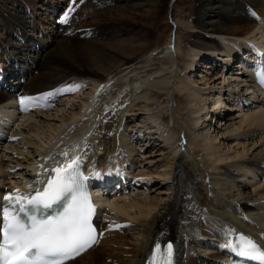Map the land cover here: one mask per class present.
<instances>
[{
    "label": "bare ground",
    "instance_id": "6f19581e",
    "mask_svg": "<svg viewBox=\"0 0 264 264\" xmlns=\"http://www.w3.org/2000/svg\"><path fill=\"white\" fill-rule=\"evenodd\" d=\"M48 1L55 7L49 9L43 0H0L2 31L21 38L14 41L29 51L10 50L11 56L9 49L8 55L3 54L5 49L0 51V104L11 97L5 80L10 83L14 79L12 87L24 94L50 91L55 97L50 109L21 115L14 127L16 140L0 142V194L13 189L34 191L46 165L64 161L59 153L68 151L71 157L84 149L87 163L93 160L101 164L111 159L118 165L127 163L126 169L140 185L159 183V188H167L144 197L136 193L109 198L94 191L97 202L111 210H102L104 221L98 223V243L68 264H145L157 242L175 244L177 264H191L195 258L199 259L195 264H208L210 256L217 264H228L231 252L220 245L227 242L223 234L229 231L231 236L243 231L264 245V96H257V90L250 87L242 67L255 59L254 51L264 50V0H200L202 6L195 10L197 17L192 25L180 20L182 15L174 13V4L167 5L188 37L185 42L191 54L183 67L178 62L183 52L179 35L169 36L164 46L154 36L163 0L157 4L147 0L144 6L150 9L142 22H130L124 13L136 15L135 8L142 5L107 9L104 18L116 25L105 26V19L96 28L60 34L59 42H55V33V41L48 39L60 18L59 22L52 16L43 18L40 10L47 13L57 8L60 17L75 3L83 15L97 0ZM209 12L215 19L205 17ZM22 13L27 15L28 25ZM79 17L76 11L71 22L76 23ZM10 44L15 46L12 41ZM200 62L211 69L207 73L216 71L213 69H218L221 62L224 69L198 80L192 73ZM23 71L32 74L26 84H21L17 76ZM77 77L86 79L72 85H79L78 89L66 90ZM212 98L213 109L208 106ZM224 99L236 106H226ZM224 106L232 108L233 113L224 116L221 124L228 125V138L234 136V144L242 149L227 157L214 156L213 139L208 138L204 145L199 142L196 130L204 128L210 114L190 116L195 127L187 131L186 147L177 117L205 109L223 115ZM166 118L179 129V137L170 144L171 151L156 142L157 135L164 134ZM142 143H149L145 152ZM155 146L153 153L148 151ZM74 147L78 151L72 153ZM188 147L192 153L185 158L180 152ZM197 150L208 156L198 159ZM140 153L144 160L137 158ZM153 154H158L156 160L149 161L153 164L146 162ZM117 224L121 227H115ZM102 246L103 251H97Z\"/></svg>",
    "mask_w": 264,
    "mask_h": 264
},
{
    "label": "snow or ice",
    "instance_id": "6c2138e0",
    "mask_svg": "<svg viewBox=\"0 0 264 264\" xmlns=\"http://www.w3.org/2000/svg\"><path fill=\"white\" fill-rule=\"evenodd\" d=\"M71 10L60 17L61 23L68 22ZM259 82L264 84V72L259 73ZM79 87L68 86L66 90L73 91ZM52 94L22 96L19 98L20 108L28 110L38 106L42 99ZM59 155L65 158L64 161L57 162L51 169H44L47 176L38 181L42 187L30 193L13 189L0 194V264H65L97 242L93 217L98 210L88 181L103 180L105 175L110 177L113 172L109 170L102 174L93 170L86 175L81 170L82 156L70 157L68 151ZM116 174H119V169H116ZM223 235L227 242L220 247L250 264H264V245L243 234L234 239L230 231ZM173 258V244L167 242L162 247L157 242L151 249L147 264H173Z\"/></svg>",
    "mask_w": 264,
    "mask_h": 264
},
{
    "label": "rangeland",
    "instance_id": "374dc122",
    "mask_svg": "<svg viewBox=\"0 0 264 264\" xmlns=\"http://www.w3.org/2000/svg\"><path fill=\"white\" fill-rule=\"evenodd\" d=\"M37 2H39V0H36ZM44 1V4H45V6L46 7H48L49 9L52 7L53 8V6H54V4L52 5L51 3H49V1L48 0H43ZM68 2H70L71 0H67ZM149 2L151 1V2H155L156 4L159 2V0L157 1V0H148ZM202 1V0H201ZM77 3V2H76ZM98 3H99V5H98ZM107 3V4H106ZM109 3V4H108ZM145 3H147V0H118V1H115V0H110V2L108 1V2H106V1H95V2H93V5L94 6H92V5H90L89 4V6H88V8L86 9V11H84L85 13L83 14V15H81V18H82V22L80 23V29H90V28H96V27H98V25L100 24V23H104L105 22V19H107V18H104V12L105 11H108L110 8H116L117 6H123V5H134V6H138V5H142V6H138V7H136L135 8V13H136V15H130V14H128L127 13V11H125L124 13H125V16H127V17H129V19H130V22L131 21H137V20H139L140 22H142V21H144V20H142L143 19V17L145 16V13H147L146 11H147V9H150V6L148 5V6H144V4ZM154 3V4H155ZM32 4V3H31ZM41 4H43V2H41ZM73 4H75V3H73ZM106 4V5H105ZM172 5V4H174V8H175V11H174V13L176 12L178 15L181 13V15H182V17H181V21H183L184 22V24H186V25H192V24H194V21H195V17H197L196 15H197V13H196V9L198 8H200L202 5H201V3H200V0H163V2H162V6L159 8L158 7V9L160 10V11H162V12H160L159 11V19H158V24H157V29H156V31L154 32V36L156 37V38H159V44L161 45V46H164L165 44H166V42H167V39L169 38V36H171V35H173V34H178L179 35V39L181 40V47H182V53H181V55L179 54V56H181V57H179L178 56V62L180 63V66L181 67H183L182 65H184L186 62H187V60L189 59V56H190V54H191V51H190V48H189V46H188V44L185 42L186 41V39H188V37L186 38L185 37V35H186V30H182L183 29V27H181V26H179L180 24L179 23H177V21H175L176 20V17L175 16H173L172 14H171V11L169 12V10L167 9V5ZM62 5H65V3L63 4L62 2H60V6H62ZM159 5H161V3L159 4ZM210 5H212V6H214L215 4L214 3H211ZM210 5H206V6H210ZM243 5V4H242ZM74 6V5H73ZM244 6H245V3H244ZM28 7H30L31 9H33L34 8V5H30V6H28ZM28 7H25L24 8V10H25V12H27V10H28ZM76 7V6H75ZM74 7V8H75ZM85 7H87V6H85ZM124 7V6H123ZM162 7H164L165 9L163 10V8ZM29 8V9H30ZM73 8V9H74ZM154 8V7H153ZM95 9H96V11H95ZM108 9V10H107ZM117 9H119L120 10V8H117ZM247 9V8H246ZM55 11V10H54ZM33 12V10L31 11V12H29V13H32ZM40 12H43L44 14H43V18L45 17V15L46 16H48V18H50L52 15H53V12L50 10V12H47V13H45V11H41L40 10ZM28 13V12H27ZM185 14V15H184ZM255 14V13H254ZM30 15V14H29ZM184 15V16H183ZM186 15H189L188 17H186ZM191 15V16H190ZM209 15H214L212 12H209V13H207V15L205 16L206 18H208V20L209 19H215V18H213L212 16H209ZM1 16V15H0ZM22 16L24 17V23L26 24V25H28L27 23L28 22H26V16H25V14L24 13H22ZM107 16H109V13H107ZM3 17V16H2ZM6 17V16H5ZM4 17V18H5ZM53 17V16H52ZM118 17H120V16H118ZM205 17L203 16V18L205 19ZM42 18V19H43ZM5 19H8L7 17L5 18ZM47 20V18H45V19H43V21H45V22H47L46 21ZM86 20V21H85ZM178 20V19H177ZM85 21V22H84ZM108 23H107V25H105V26H114V25H116V24H114V23H112L111 21H110V19H107L106 20ZM87 22H88V25H87ZM52 22L50 21L48 24H51ZM124 23V22H123ZM125 24V23H124ZM186 25H184L185 26V28L187 29V26ZM183 26V25H182ZM179 27V28H178ZM80 29H78V30H80ZM3 29L0 27V44L2 45L1 47H0V51L2 50V51H4V49L6 50V52H4L3 54H7L8 52H9V56H11L12 55V53H10V50H19L20 52L21 51H23V52H25V53H29V51L26 49V47L24 46V48H22L21 46H19L20 44L18 43V42H16V41H14V39L15 40H19L20 41V39L21 38H17V37H11L10 36V34L8 33H4L3 31H2ZM51 33H52V38H49L48 39V41L49 42H53V41H55V39H54V29H53V26H52V30H51ZM50 33V34H51ZM72 33H74V32H72ZM5 36V39L3 40V38H2V36ZM184 35V36H183ZM41 36V35H40ZM43 36V35H42ZM182 37V38H181ZM58 38L59 37H56V40H58ZM13 39V40H12ZM9 41H12V43H14V45L15 46H11V44L9 45ZM60 40H58V41H55V42H59ZM223 41V40H222ZM221 41V42H222ZM3 42V43H2ZM4 43H5V45H4ZM8 46V47H7ZM7 47V48H6ZM28 48V47H27ZM7 49H9L8 50V52H7ZM8 55V54H7ZM7 55H4V57L6 58V56ZM12 63V62H11ZM198 69L194 72V73H192V77L194 76V78H196V79H198V80H201V78H203V77H207V76H213L214 75V73L216 74H220L221 72H219L220 70L219 69H224V66H219V68L217 69V68H215V69H213V70H216V71H210L211 73H207V71L208 70H211L210 68H209V66H206V63H203V62H200L199 64H198ZM233 67H234V65H233ZM223 75H224V73H222ZM181 75L183 76L184 75V73L182 74L181 73ZM198 75V76H197ZM184 77V76H183ZM215 96V95H214ZM224 101H225V105L226 106H232L233 108L236 106L235 105V102H232V101H230V100H228V99H224ZM238 102V101H237ZM215 105V101L213 100V98L212 99H210L209 101H208V106H209V108H212L213 109V106ZM239 108H241V107H239ZM243 108V107H242ZM222 112L223 113H221V114H223V115H213L216 111L215 110H213L212 112H210L209 113V111L207 110V109H205L204 111H201V112H199V114L198 113H192L191 115L190 114H188V113H186V115H179V117H177V121L179 122V129H180V132H182V134L180 135V137L182 136L183 138H182V142H184V143H186L187 142V139H186V135L188 134V130L190 129V127L192 128V127H195L193 124H192V122H191V120L192 119H190V116H191V118L194 116L195 117V115H196V117H197V115H199L200 117L202 116V117H204L205 115H207V114H210V119H208V120H206V124L204 125V128L203 127H200L199 126V129L198 130H196V132H198L199 134H198V137H200L199 139V142L202 144V145H204L205 143H206V141H208V138H209V141H211L210 139H213L212 141V143L214 144H216V148H214V149H216V150H214L213 152H215V153H213L212 151V154L214 155V156H222L223 154V156L222 157H227V156H229V155H234V154H236V151H238V150H241L242 148H238L237 147V145H235L234 144V136L232 137H229L228 138V131H229V127H228V125L226 124V125H224V124H221V120L224 118V116H226L229 112H232L233 113V110H232V108H225V106L222 108ZM179 112H180V109H179ZM176 114V113H175ZM177 116V115H176ZM209 116V115H208ZM166 121L164 122L165 123V125H167L166 126V128H165V130H164V134L163 133H161V134H158L157 135V144L159 145V147H169L167 150L168 151H171V146H172V144H174V140H176L179 136H178V134H179V129H178V127L174 124V125H171L170 123H169V119L168 118H166L165 119ZM212 121V122H211ZM224 121V120H223ZM168 122V123H167ZM209 122V123H208ZM225 122V121H224ZM223 127V128H222ZM198 128V127H197ZM203 128V129H202ZM227 130H226V129ZM207 130V131H206ZM200 134H202V136L200 135ZM206 134V135H205ZM169 135H171L170 137H172L173 139L172 140H169ZM203 137V138H202ZM207 137V139H205V141H204V138H206ZM233 138V139H232ZM173 142V143H172ZM233 142V143H232ZM148 144L149 143H147V144H145V143H142V145H144L143 146V149L144 150H142L143 152H145V150L147 149V146H148ZM170 144H171V146H170ZM158 145H156V146H158ZM186 145V147L189 145L188 144V142L185 144ZM156 146L155 147H152V149L150 148L148 151H150L151 150V152L156 148ZM215 146V145H214ZM149 147V146H148ZM159 147H157V149L156 150H158L159 149ZM202 146H200V148H201ZM188 150V151H187ZM191 150V148L190 147H188V148H185V151H182V152H180V153H182V155H183V157H187L188 155H189V152H191L190 151ZM235 150V151H234ZM233 151H234V153H233ZM160 152V151H159ZM122 153V152H121ZM123 153H125V152H123ZM153 153V152H152ZM192 153V152H191ZM195 153H198V159H202V156L204 155L205 156V154H206V157L208 156L207 155V153H199L198 152V150L195 152ZM194 153V155H193V157H196L197 155ZM218 153V154H217ZM217 154V155H216ZM123 157H124V154L122 155ZM142 156H144V154H142V153H140V156H138L137 158L138 159H145V158H143ZM157 157H158V154H153V156L151 157V158H148V159H146L145 161L146 162H149V161H151V159L154 161V160H156L157 159ZM124 158H126V157H124ZM150 164H153V163H151V162H149ZM140 185V184H139ZM161 185L162 184H150V185H146V184H144V185H140V186H137V188H135V190H133V191H131V193L130 192H128V193H126L125 194V196H127V195H129V196H133V195H135L136 193H140V195H142L141 197H144V196H146L147 194L148 195H151V193H153L152 191H160V190H163V189H166L167 187L165 186V187H163V188H159V187H161ZM142 193V194H141ZM124 195V194H123ZM216 213V212H215ZM212 214H213V212H212ZM216 215V214H215ZM226 219H223V221H225ZM107 231H105V233H106ZM213 243L215 244L216 242H215V239L213 240ZM97 251H103V246L100 248V249H98ZM217 259H219V258H217ZM210 261V262H209ZM195 262H197V263H199V259L198 258H195L194 260H192V262H191V264H195ZM208 262L210 263V264H214V262H215V264H217V261H216V259L212 256H210L209 258H208ZM207 262V263H208ZM208 263V264H209ZM79 264H80V262H79Z\"/></svg>",
    "mask_w": 264,
    "mask_h": 264
}]
</instances>
